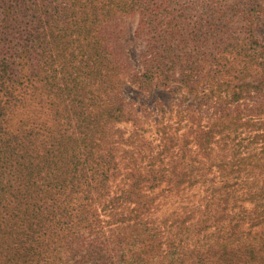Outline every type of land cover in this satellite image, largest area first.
Returning a JSON list of instances; mask_svg holds the SVG:
<instances>
[{"label":"rangeland","instance_id":"obj_1","mask_svg":"<svg viewBox=\"0 0 264 264\" xmlns=\"http://www.w3.org/2000/svg\"><path fill=\"white\" fill-rule=\"evenodd\" d=\"M177 1L179 4L172 16L178 17L174 31L178 35L175 49L179 56L186 50H195L194 47L207 59L219 57L221 53L226 56L225 44L237 35L244 38L253 34L264 46V0L259 1L262 9L253 15L252 22H235L231 31H227L225 22L219 23L214 18L213 11L209 10L210 0ZM2 4L0 0V18ZM58 12L50 21L51 28L48 24L47 32L41 36L44 42L36 45V36L41 32L37 21L28 17L21 24L22 14L16 13L13 15L19 24L17 28L3 30L0 26V59L13 61L19 70L13 77L15 84L6 81L14 96L0 91V105L6 109L0 117V264L20 263L16 254L22 258L30 254L32 264H134L139 259L141 262L137 264H194L200 254L212 262L214 259L208 254L216 237L212 233L229 225L228 220L215 222L207 214L216 213V206L208 200L207 187L221 184L213 162L219 163L220 155L223 159L226 155L230 157L233 150L247 152L256 148L255 136L264 135V113L254 109L264 107V86L249 89L250 94L239 105H229V108L240 106L246 113L254 110L247 117L251 122L231 132L224 145L225 152H214L211 159L195 152L199 149L195 137L199 133V121L203 128L212 126L214 107H200L193 98L186 100L182 90H141L126 81L119 99L129 108L131 119L104 125V132H100L101 124L92 126L98 131L92 146L94 160L98 161L112 147L114 160L120 166L119 174L110 178L111 174L104 173L102 177L94 176L92 170L84 173L82 167L76 171L72 169L74 155L78 151L82 166L88 153L93 151L86 146V140L92 135L80 139L75 118L65 112L70 101L62 95L61 79L70 71L63 59L69 38L67 24L58 20L62 18V9ZM55 13L50 10L49 15ZM159 19L156 23L165 28L163 24L169 19L161 16ZM139 22L140 15L131 14L119 23L120 55L128 60L129 72L143 71L142 55L148 50V34L137 36ZM112 33L110 29L105 42L112 43ZM24 47L44 56L43 62H47L39 75L33 74L35 78L30 75L34 55L23 53ZM209 68L210 62L205 63L199 74L207 73ZM259 76L256 78L262 79ZM251 80L248 78L247 82ZM86 98L89 100L91 95ZM100 101L98 105L103 104ZM87 106V115L100 110L92 109L90 101ZM225 108L224 105L222 110ZM29 141L34 142L32 146ZM164 147L169 148L164 152L165 161H159V156L164 158L160 155ZM60 148L67 149V153L60 155ZM211 164L212 169H207ZM152 166H165L169 170L176 166L173 171L176 173L170 175L174 179L192 167L204 172L196 174L201 181L194 185L187 183L177 188L164 182L151 187V181H146L136 195L128 200L120 199L127 183L126 174L137 169L145 172ZM142 203L148 208L142 218L153 230L129 232L126 217L131 210L140 209ZM31 223L34 224L30 232L32 239L26 236ZM227 237L219 242L231 243L230 259L234 260L231 264H264V227L251 229L243 225L238 234ZM17 246L26 249L18 250ZM95 246L102 251L96 252Z\"/></svg>","mask_w":264,"mask_h":264},{"label":"trees","instance_id":"obj_2","mask_svg":"<svg viewBox=\"0 0 264 264\" xmlns=\"http://www.w3.org/2000/svg\"><path fill=\"white\" fill-rule=\"evenodd\" d=\"M210 1L209 10L213 11L217 22H225L224 26L227 31L232 30L235 22H252L253 15L262 9L260 0ZM178 4L177 0H3L0 18L2 29L11 30L19 26L13 14H22L19 17L21 24L29 17L32 21H37L38 29L41 28L34 45L44 42L40 39L42 34L47 32V25L49 24L51 28V19L59 13L58 10L63 11L62 18L58 20L68 26L69 39L65 45L66 53L63 59L65 66L70 68V71L61 79L62 95L70 101L65 112L75 118L76 133L80 139L83 136L87 138L86 135H92V138L86 140V146L93 150L88 153L87 160L82 166L77 151L74 155L75 164L72 169L79 171L78 169L82 167L84 173L92 170L94 171L92 174L98 177H102V173L107 176L111 174L110 178L119 174L120 166L114 160L112 147H109L107 155L103 154L98 161L94 160L95 148L92 146L98 131L93 130L92 126L99 123L102 125L100 132H104L106 129L104 125L127 122L131 119V116L128 117L129 108L119 99L126 81L141 90L156 88L182 90L186 95V100L193 98L199 102L200 107L203 105L214 107L216 113L212 118V126L203 128L199 121V133L195 137V145L199 147L195 152L211 159L212 153H218L219 150L225 152L224 145L231 132L236 131L242 124L251 122L247 120V117L252 115L250 114L252 111L264 113V107H260L262 110H259L260 108L249 110V113H246L244 108L240 109V106L229 108L230 104L239 105L240 100L250 94L249 89L263 88L264 46L256 41L253 34L244 38L237 35L231 37L229 44L223 45L225 49H228L223 51L226 52V56L221 53L219 57L212 56L207 59L205 54L200 53L198 47H194L193 51L186 50L183 56H179L175 49L178 35L174 31L178 17L172 16ZM50 10L56 13L49 15ZM29 13L32 14L29 15ZM131 14L140 15L137 36L148 34L147 37H149L148 50L142 55L145 60L141 72H129L128 60L121 58L120 55L119 23L123 17ZM160 16L169 19L163 24L165 28L156 23L160 20ZM110 29L113 31L111 44L108 41L105 42L106 34H109ZM22 52L32 57L34 55L35 63L30 75L35 78L33 74L39 75L47 62H43L44 56L34 54L27 47H24ZM194 54L197 57L194 58ZM94 55L97 57L94 58ZM209 62L210 68L207 73L199 74L204 64ZM18 73V65L13 61L10 62L6 58L0 59V91L5 90L10 97L14 96L13 89L8 90L9 86L6 81L15 84L16 80L13 77ZM258 75L262 79H257ZM248 78L252 79L251 82H247ZM146 81H149V84ZM256 82L258 83L254 86ZM87 95H91L89 100L86 98ZM87 101H90L92 109L99 108L100 110L87 115L89 108ZM98 101L103 104L98 105ZM223 104L226 106L224 110H222ZM70 105L72 109H69ZM5 111L6 109L0 105V117L4 116ZM189 112L194 114V110L189 109ZM134 134L138 136V132ZM28 138H31L30 135ZM255 138L257 141L254 144L255 149L247 152L243 149L233 150L230 157L226 155L223 159L220 155L222 159L219 163L213 162L216 167L215 173L221 178V184L207 187L208 200L216 206V213L207 212V214L215 218V222L228 220L229 225L221 226L217 232L212 233L216 236V242L214 241L209 246L208 254L214 260L210 262L206 255L200 254L195 258L194 264H231L234 261L230 259L233 255L231 254V243L220 244L219 241L227 236L234 237L243 225H249L251 229L264 227V135L257 134ZM30 141L28 143L32 146L34 142ZM60 149L62 150L60 155L67 153V149ZM167 149L169 148L164 147L160 155H164ZM131 153L135 154L133 151ZM165 158V155L163 159L159 156L158 160L165 161ZM175 169L176 166L172 170L165 166L161 168L152 166L145 172L141 169L132 170L125 176L127 183L124 184L125 187L119 198L128 200L132 195H136V191L146 181H151V187L164 182L173 184L177 188L187 183L194 185L201 181L199 175L196 174L204 172L198 170L197 167H192L190 171H181L174 179L170 175L176 173L173 172ZM207 169L211 170L212 164ZM59 186L64 187L60 184ZM146 211L148 208L142 203L140 209H133L128 216L126 215L129 232L140 230L150 233L153 230L142 218ZM28 213L29 208L26 210V214ZM33 225L31 223L27 228L26 236L30 239H32L30 232L34 230ZM208 227L206 225V228ZM94 248L96 252L102 251L97 246ZM17 249L26 248L17 246ZM29 255L22 258L23 256L16 254L15 258L21 261L18 264H32L28 258ZM173 257V254L170 255L171 260ZM135 258L138 260V257ZM8 261L10 259L4 263ZM139 262H141L140 259L133 263Z\"/></svg>","mask_w":264,"mask_h":264}]
</instances>
